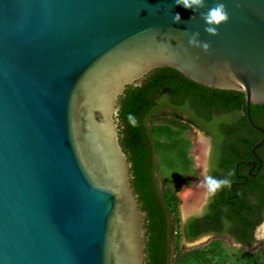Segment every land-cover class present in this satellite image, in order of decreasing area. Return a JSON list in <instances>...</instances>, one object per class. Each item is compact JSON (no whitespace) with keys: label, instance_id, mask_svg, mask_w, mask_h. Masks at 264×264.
<instances>
[{"label":"water","instance_id":"water-1","mask_svg":"<svg viewBox=\"0 0 264 264\" xmlns=\"http://www.w3.org/2000/svg\"><path fill=\"white\" fill-rule=\"evenodd\" d=\"M221 2L229 22L212 36L200 13L216 0L195 13L175 0H0V264H145L117 109L155 69L242 93L261 165L250 107L264 105V0ZM197 32L208 51L189 44Z\"/></svg>","mask_w":264,"mask_h":264},{"label":"flooded vegetation","instance_id":"flooded-vegetation-1","mask_svg":"<svg viewBox=\"0 0 264 264\" xmlns=\"http://www.w3.org/2000/svg\"><path fill=\"white\" fill-rule=\"evenodd\" d=\"M239 93L224 104L209 100L204 106L190 97L177 103H162L161 106L153 108L150 113L152 115L147 118L150 122L155 117H168L180 121L187 125L195 138L193 143L191 141L189 149V157L195 172L189 181L185 182L183 193L186 194L183 199L179 198L180 195L177 198L179 206L184 203V209L188 211L187 216L179 221V233L184 243L193 244L202 238L210 240L222 237L246 248V245L238 241L237 235L230 226L231 211L240 212L241 209H236V206H242L241 202L251 206L255 200L254 193L257 192L255 188L253 189V182L264 183V143L256 150L261 160L260 165L253 157L251 148L262 139L263 135L249 124L245 98ZM238 99L240 102V99L244 100V104L240 103L239 107L236 106ZM253 106L252 110L250 107L251 120L264 130V105ZM147 123L150 125L149 122ZM252 162H256V165L253 166ZM256 171V175L252 176ZM209 176L216 180H227L228 184L221 185L214 192L210 191L206 183V178ZM149 181H152L153 189L161 198L168 219L165 238L169 242L171 259L178 234L177 225L163 199L164 187L156 169L150 170ZM192 195H195V200H192ZM194 201H196L195 205H193ZM178 211H181L180 208ZM249 221L254 226L249 246L252 248L258 243L256 229L264 221L263 212L253 215Z\"/></svg>","mask_w":264,"mask_h":264},{"label":"trees","instance_id":"trees-1","mask_svg":"<svg viewBox=\"0 0 264 264\" xmlns=\"http://www.w3.org/2000/svg\"><path fill=\"white\" fill-rule=\"evenodd\" d=\"M236 93L238 92L206 88L186 79L171 68H159L150 72L142 80L141 86H127L123 95L119 97L117 109L119 143L131 164V186L138 195L137 200L144 213L145 264L171 262L169 242L165 238L168 219L161 198L153 189L152 181H149L150 170L156 169L157 173L163 174L166 178L182 179L185 182H188L195 172L189 157L191 141L185 136V132L189 131L187 125L168 117H155L150 122L148 116L152 115L150 113L153 108L161 106L162 103H177L190 97L204 106L209 100L224 104ZM240 95L243 96L242 93ZM240 100L241 102L238 99L237 107L241 106L240 103L244 104V100ZM253 107L252 105L251 110ZM243 108L245 112V106ZM129 115L135 118V126L129 121ZM155 120L160 122L152 125ZM162 183L164 187V182ZM254 188L257 192L254 193L255 200L251 206L241 202L242 206H236V209H241L240 212L235 210L230 213L232 221L230 226L238 241L248 249L254 228L249 220L257 213L263 212L264 216V183L255 181ZM163 195L167 205L166 196Z\"/></svg>","mask_w":264,"mask_h":264},{"label":"rangeland","instance_id":"rangeland-1","mask_svg":"<svg viewBox=\"0 0 264 264\" xmlns=\"http://www.w3.org/2000/svg\"><path fill=\"white\" fill-rule=\"evenodd\" d=\"M159 122L155 120L152 122V125ZM185 136L192 143L195 140L190 131L185 132ZM158 175L161 181L164 182V194L167 199V206L170 209L172 218L177 225L176 230L178 231L171 253L170 264H264V221L256 229V242L258 243L250 249L241 247L222 237L210 240L202 238L193 244L184 243L179 233V221L184 218L182 210L185 204L182 203L179 206L177 198L180 195L179 198L183 199V196L186 194L183 193L185 181H182V179L166 178L163 174L159 173ZM178 208H180V212Z\"/></svg>","mask_w":264,"mask_h":264},{"label":"clouds","instance_id":"clouds-1","mask_svg":"<svg viewBox=\"0 0 264 264\" xmlns=\"http://www.w3.org/2000/svg\"><path fill=\"white\" fill-rule=\"evenodd\" d=\"M176 5L182 6L185 9L191 10L193 13L198 12L200 9L205 8V0H175ZM201 18L205 21L206 27L205 32L209 35L216 36L218 35V28L222 24L229 22V13L227 8L221 0H216L214 6L208 8L206 12L200 13ZM194 18V17H191ZM174 23L181 22L180 13H175L173 16ZM199 33H193L189 39V44L194 47H201L204 51H208L210 45L207 42H201L198 39ZM129 121L135 126V118L131 115L128 117ZM206 183L210 191H215L221 185L228 184L227 180H216L211 176L206 178Z\"/></svg>","mask_w":264,"mask_h":264},{"label":"bare ground","instance_id":"bare-ground-1","mask_svg":"<svg viewBox=\"0 0 264 264\" xmlns=\"http://www.w3.org/2000/svg\"><path fill=\"white\" fill-rule=\"evenodd\" d=\"M201 144H202V143H201ZM201 144H200V145H201ZM192 196H193V195H192ZM201 196H202V195H201ZM194 197H195V195L192 197V200H195ZM195 204H196V201L193 202V205H195ZM184 212H186V210H185Z\"/></svg>","mask_w":264,"mask_h":264}]
</instances>
